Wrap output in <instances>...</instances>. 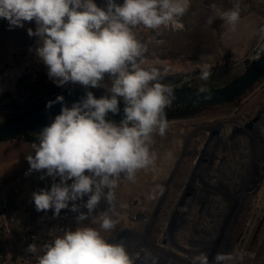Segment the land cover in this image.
I'll use <instances>...</instances> for the list:
<instances>
[{
    "label": "rangeland",
    "instance_id": "rangeland-1",
    "mask_svg": "<svg viewBox=\"0 0 264 264\" xmlns=\"http://www.w3.org/2000/svg\"><path fill=\"white\" fill-rule=\"evenodd\" d=\"M98 1L94 0L96 4ZM213 3L223 10L230 9L232 4L231 0L192 2L186 17L191 26L200 27L198 33L186 32L177 39L176 31L158 37L150 31L139 33L136 29L137 38L149 48L148 60L143 66L152 65V53H155L163 62L158 67L171 68L162 76H181L173 88L186 85L214 89L239 77L245 70L238 62L240 56L228 50L220 54L217 32L213 35L211 30L214 21L211 25L208 23L213 15L210 7ZM195 6L200 7L199 15L192 13ZM6 21L0 18V123L24 110L23 100L39 92V84L45 82L63 91L84 89L110 95L112 78L107 74L100 87L71 82L57 86L49 78L47 66L35 53L38 37L28 35L29 28L34 31V24L25 22L27 35L14 38L6 35ZM199 60L212 66V75L207 81L199 79V70L190 71V61ZM263 98L264 79L231 103L216 105L194 118L169 121L165 136H154L152 150L157 153L154 166L137 172L135 183L125 179L119 182L115 189V211L120 222L112 232H102V235L113 243H124L133 256L139 252L141 258L136 264H145L144 252L157 257L158 264H191L197 248H189L188 244L191 241L193 244L194 239L210 260L216 253H231V248L235 247L237 252L253 253L252 264H264V145L257 148L251 145L248 149L246 163L235 168L242 176L236 175L235 170L228 180L225 173H230V169L227 171L225 166L210 175L214 169L211 164L223 159L224 152L241 151L238 144L232 145V149L225 145L222 149L215 147L221 143L220 131L231 129V124L225 125L253 111ZM38 101L39 96L33 104ZM32 143L39 142L22 138L0 142V264H38L44 244L51 243L66 230L83 227L84 221L89 227L99 228V218L109 212L110 206L102 198L88 214L84 206L88 196L70 201L69 208L62 209L58 216L54 215V209L38 212L32 194L42 189L50 191L52 184L60 181L59 177L54 180L46 176V170L28 172L30 165L26 157L35 155ZM42 175L44 179L40 178ZM158 185L162 192L157 189ZM154 189L155 198L149 199ZM73 203L78 205L76 212L70 210ZM81 213L86 215V220H78ZM31 244L36 245L35 253L27 251ZM250 260L246 256L243 263L249 264Z\"/></svg>",
    "mask_w": 264,
    "mask_h": 264
},
{
    "label": "clouds",
    "instance_id": "clouds-1",
    "mask_svg": "<svg viewBox=\"0 0 264 264\" xmlns=\"http://www.w3.org/2000/svg\"><path fill=\"white\" fill-rule=\"evenodd\" d=\"M190 5L191 0H123L122 4L106 0L102 8L94 0H0V18L8 21L9 30L35 22V31L29 28L28 35L39 38L35 53L57 86L71 82L95 88L102 86L106 74L112 78L109 96L97 99L88 91L86 98L71 108L63 106L39 134V143L31 144L35 155L26 157L28 172L46 170V176L59 177L60 181L54 182L50 191L32 194L38 212L54 209L58 216L69 208L70 201L85 196L88 214L102 198L110 206L99 218V228L66 230L44 244L38 264H136L141 258L139 252L133 256L124 243H113L102 232H112L120 222L115 189L121 179L135 183L137 172L154 166V136H165L169 127L165 110L177 97L172 86L160 82L170 66L158 67L163 62L155 53L152 65L143 66L149 48L135 30L140 26L157 32L162 28L183 30L182 17ZM210 7L214 16L209 17V25L219 18L235 30L241 18L239 0L227 10L215 3ZM258 34L264 37V26ZM211 68L202 60L190 61V71L199 70L201 80L210 78ZM120 98L125 104L124 118L116 124L106 120V115L120 111ZM63 100L57 96L46 107ZM156 187L162 192L159 185ZM155 192L148 198L154 199ZM70 210L78 211V205L73 203ZM86 218L84 213L78 216L80 221ZM27 251L35 253L36 245H29ZM253 255L240 250L216 253L210 260L207 253L199 252L191 257V264H243L246 256ZM144 259L145 264L149 260L158 264L150 252H144Z\"/></svg>",
    "mask_w": 264,
    "mask_h": 264
},
{
    "label": "water",
    "instance_id": "water-1",
    "mask_svg": "<svg viewBox=\"0 0 264 264\" xmlns=\"http://www.w3.org/2000/svg\"><path fill=\"white\" fill-rule=\"evenodd\" d=\"M264 76V54L260 59L245 68L244 72L231 83L214 89H205L201 92L199 88H176L173 89L177 99L172 106L177 105H195V106H216L228 103L249 91ZM88 91H73L60 94L63 96V103H54L51 108H47L49 101H54L57 96L37 102L29 106L25 112L16 118L0 123V142L18 138L23 134L30 132L33 128L43 122L55 118L61 113L63 106L71 108L73 103L86 98ZM94 97L99 99L105 95L92 92ZM211 98L208 99L207 97ZM38 99L37 94L29 95L23 100V104L28 106ZM118 107L120 111L117 114L109 112L107 118L124 117V101L119 100Z\"/></svg>",
    "mask_w": 264,
    "mask_h": 264
},
{
    "label": "built area",
    "instance_id": "built-area-1",
    "mask_svg": "<svg viewBox=\"0 0 264 264\" xmlns=\"http://www.w3.org/2000/svg\"><path fill=\"white\" fill-rule=\"evenodd\" d=\"M192 1L193 0H191V4H192ZM116 2L118 4H122L123 0H116ZM97 5L102 8L105 7L106 0H99ZM186 14L182 17V23L186 17ZM262 26H264V20H263ZM143 28H144L143 26L138 27L137 32L144 33L145 32L144 30H147V31H150L153 36H158V37L165 36L170 32L178 31V30L162 28L158 30L157 32V31H153L147 28H144V29ZM263 54H264V37H262L261 35H258L256 41L254 42L252 47L248 50V52L238 58V62L244 65L245 67H247L251 65L252 63H254L255 61H257L258 59H260ZM229 124L232 125V128L230 130L231 133L228 134L226 131L222 133V131H220L219 140L221 141V143L215 147H217L218 149H222L223 145H225V148L232 149V145L238 144V146L241 148V151L234 153L228 150L227 152H224V154L222 155V158L224 160L220 159L211 164V166H213L214 169L210 171V175L212 174V172L215 173V171L217 172L220 169L222 170V167L225 166L226 170L230 169V173L229 172L225 173L226 176H229L226 178L228 180H231L232 178L231 176L235 174L236 166L238 164L246 163V156H247L246 154L248 153V149L251 148V145H254L256 148L263 147L264 145V98L253 111H251L248 114H245L240 119L228 122V124L225 126L227 127ZM238 124L243 125L244 127L243 130L242 131L236 130L237 129L236 128L235 131L233 132L232 131L233 127L238 126ZM245 151L246 153H244ZM230 164H234L233 169L228 167L230 166ZM219 166H221V168ZM236 175L242 176L243 173L240 172L238 174L237 172ZM215 177L218 178L217 176Z\"/></svg>",
    "mask_w": 264,
    "mask_h": 264
},
{
    "label": "crops",
    "instance_id": "crops-1",
    "mask_svg": "<svg viewBox=\"0 0 264 264\" xmlns=\"http://www.w3.org/2000/svg\"><path fill=\"white\" fill-rule=\"evenodd\" d=\"M231 2L232 4L230 7L232 8L237 0H231ZM239 3L241 5V18L234 31L219 18H217L218 20H214V26L211 28L213 35L217 32L216 36L218 38L220 54L228 50L232 55L242 56L248 52L259 35L258 30L262 26L264 20V0H239ZM199 9V6H195L192 13L198 14ZM212 16H214V13ZM32 23L34 24L35 31L36 24L34 21H32ZM183 23L185 29L175 32L177 39L180 38V35H185L184 33L186 32L194 34V32L198 33L200 30V27L191 26L188 23L187 17H185ZM4 26L6 35H10L11 37L18 38L27 35L25 32V22L24 27H16L12 30H9L8 21H6ZM38 42L40 43L39 38ZM7 56L10 59L11 53L7 54ZM242 66L245 67L244 65Z\"/></svg>",
    "mask_w": 264,
    "mask_h": 264
},
{
    "label": "trees",
    "instance_id": "trees-1",
    "mask_svg": "<svg viewBox=\"0 0 264 264\" xmlns=\"http://www.w3.org/2000/svg\"><path fill=\"white\" fill-rule=\"evenodd\" d=\"M226 57H227V55H225L223 57V59L226 60ZM245 68H247V67H245ZM180 78H181V76L166 75V76H162L161 77L160 82L163 83V84H166V85L173 86V85L179 83V79ZM262 79H264V76L260 80H262ZM39 85H40L39 86L40 87L39 92H37V93L35 92V94H38V96H39V101L38 102L43 101V100L48 99V98H51L53 96H57V95H60V94H64V93L70 92V91H63L62 89H59V88H55V87H53L52 84H50L48 82H45L42 85L41 84H39ZM49 86H52V88L51 89H47V87H49ZM177 88H190V87H188L186 85H180ZM173 89H176V88H173ZM199 89H201V88H199ZM206 89H208V88H206ZM76 91H78V90H76ZM80 91H88V90H84L83 89V90H80ZM91 92H93V91H91ZM95 93H99V94H102V95H105V96H109L107 94H104L103 92H95ZM235 99L236 98L230 100L228 103L233 102ZM119 100H123V99L120 98ZM32 105H33V103L28 105V106H24L23 107L24 110L19 111L17 114L5 119L3 122H6V121H9V120H12V119L16 118L17 116H19L20 114L25 112V110L29 106H32ZM212 107H214V106L177 105V106H171L170 108H167L165 111H166L167 120L169 122V121H177V120H184V119H188V118L197 117V116L205 113L206 111H208ZM123 118L124 117H121V118H107L106 117V120L109 119V120H114V121L121 122V120ZM52 120H54V118L43 122L42 124H40L37 127L33 128L30 132H27V133L23 134L22 136H20L18 138H22V139H24L25 141H28V142H39V140H38L39 134L41 133V131L43 130L44 127L48 126L52 122Z\"/></svg>",
    "mask_w": 264,
    "mask_h": 264
},
{
    "label": "bare ground",
    "instance_id": "bare-ground-1",
    "mask_svg": "<svg viewBox=\"0 0 264 264\" xmlns=\"http://www.w3.org/2000/svg\"><path fill=\"white\" fill-rule=\"evenodd\" d=\"M229 127H230V126H229ZM231 128H232V125H231ZM236 128H237V129H236ZM243 128H244L243 125H240V124H238V126L235 127L236 130H240V131H242ZM230 130H231V129L226 128V129L223 131V133L226 131V132L229 134V133H231ZM233 132H234V131H233ZM246 145H247V143H246ZM247 147H248V145H247ZM245 153H246V151H245ZM232 166H234V164H232ZM233 168H234V167H232V169H233ZM141 173H142V172H141ZM132 186H133V185H132ZM135 186H136V185H135ZM135 186H134V187H135ZM127 187H128V185H127ZM127 187H126V188H127ZM129 191H130V190H129ZM216 197H217V196H216ZM238 200H239V199H238ZM217 207H219V206H217ZM126 211H127V210H125L124 213H125ZM88 218H89V217H88ZM199 219H200V217H199ZM210 219H211V218H210ZM85 220H86V219H85ZM137 221H138V220H137ZM208 221H209V220H208ZM84 222H85V223H84L85 225H83V227H89V226H88V223H87L86 221H84ZM205 222H206V221H205ZM204 224H205V223H204ZM208 225H209V223L207 224V226H208ZM214 229H216V226H214ZM198 231H199V230H198ZM199 232H200V234H203V231H199ZM196 235H197V234H196ZM203 235H204V234H203ZM201 236H202V235H201ZM261 236H262V235H261ZM210 238H211V237H210ZM263 239H264V237H263ZM197 240H199V239H197ZM262 241H263V240H262ZM191 243H192V241H191ZM191 243L188 244L189 248H190V247H191V248H192V247L197 248L196 251L194 250V253H195V254H198L199 252H204V251H205V250L202 248V246L200 245V243L196 242L195 239H194V243H193V244H191ZM259 243H260V242H259ZM259 245H260V244H259ZM261 245H262V244H261ZM263 246H264V245H263ZM262 249H263V248H262ZM230 251H231V253L235 254V253H237V248L232 247ZM252 252H253V251H252ZM255 257H256V256H255ZM250 258H251V260H250L249 264H252V257H250ZM37 261H38V260H37ZM254 261H255V260H254ZM243 264H246V262L243 263Z\"/></svg>",
    "mask_w": 264,
    "mask_h": 264
},
{
    "label": "flooded vegetation",
    "instance_id": "flooded-vegetation-1",
    "mask_svg": "<svg viewBox=\"0 0 264 264\" xmlns=\"http://www.w3.org/2000/svg\"><path fill=\"white\" fill-rule=\"evenodd\" d=\"M34 105V104H33Z\"/></svg>",
    "mask_w": 264,
    "mask_h": 264
}]
</instances>
